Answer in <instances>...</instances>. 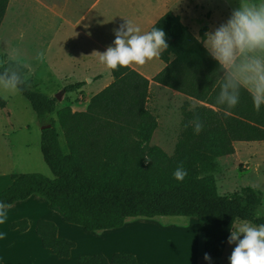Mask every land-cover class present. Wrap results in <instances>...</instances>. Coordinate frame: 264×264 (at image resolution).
Segmentation results:
<instances>
[{
    "label": "trees",
    "instance_id": "obj_1",
    "mask_svg": "<svg viewBox=\"0 0 264 264\" xmlns=\"http://www.w3.org/2000/svg\"><path fill=\"white\" fill-rule=\"evenodd\" d=\"M8 1L0 0V23ZM156 26L165 31L169 47L159 58L166 66L152 82L203 103L181 106V130L172 155L150 145L157 120L146 107L149 80L129 66L109 69L112 81L89 99L84 111L73 112L69 106L56 110L54 97L25 80L26 68L7 60L0 74L15 72L20 77L18 93L39 119L55 115L67 152H62L50 120L51 127L40 131V152L52 179L36 173L11 175L10 185L0 192V204L6 207L37 194L64 223L86 232L120 229L138 217L194 218L204 236L203 254L218 259L232 219L264 223V216L256 215L260 192L245 187L219 195L213 176L216 159L234 153L233 142L264 141V108L255 111L248 93L241 90L240 102L226 113L216 104L223 74L202 43L170 12ZM82 86L83 82L69 84L63 91ZM194 115L203 121L199 134L189 124ZM179 165L187 175L178 182L172 173ZM16 228L26 231L27 221L10 224V229ZM35 233L42 247L58 259L68 258L75 246L57 237L49 221L39 220ZM76 264H137V260L129 253H114L110 261L94 254L79 257Z\"/></svg>",
    "mask_w": 264,
    "mask_h": 264
},
{
    "label": "rangeland",
    "instance_id": "obj_2",
    "mask_svg": "<svg viewBox=\"0 0 264 264\" xmlns=\"http://www.w3.org/2000/svg\"><path fill=\"white\" fill-rule=\"evenodd\" d=\"M65 1L12 0L0 25V66L7 60L20 63L27 70L25 80L36 91L50 98L63 92L61 100L56 103V110L69 106L73 112H81L86 109L89 99L112 79L109 68L99 62L96 53H102L96 41H103L108 36L101 27L103 22L98 17L94 18L97 10L86 13L87 1L69 0L65 4V14L71 23L62 26L54 38H45L37 28L41 4L53 8ZM225 1L232 8L239 4V0ZM108 41L111 42L110 37ZM37 53H41L42 58H38ZM78 82H83L81 88L67 93L63 91L65 86ZM0 101V177L36 173L52 179L42 160L40 131L41 125L52 120L60 148L63 153L67 152L55 115L52 114L50 120L39 119L18 91L3 85H0ZM148 108L151 109V105ZM168 145L174 147L173 144ZM172 153L173 150L167 152L169 155ZM213 176L219 195L235 194L245 187L260 192L258 211L261 213L259 216H264V142H254L250 148L239 149L237 155L216 159ZM3 212L5 221L0 224V232L4 233L0 239V264H76L81 256L102 254L110 259L114 253L132 251L141 262L153 257L152 264H169L168 259L180 255L182 249L179 245L165 243L167 241L162 237L176 232H197L196 219L186 217H138L128 219L122 229L86 232L64 223L58 214L48 209L47 201L37 194L4 207ZM22 220L29 225L25 233L9 229L8 223ZM39 220L52 222L57 237L75 244L68 258L58 259L38 245L35 225ZM232 247L234 245L226 244L220 257L221 264H228Z\"/></svg>",
    "mask_w": 264,
    "mask_h": 264
},
{
    "label": "clouds",
    "instance_id": "obj_3",
    "mask_svg": "<svg viewBox=\"0 0 264 264\" xmlns=\"http://www.w3.org/2000/svg\"><path fill=\"white\" fill-rule=\"evenodd\" d=\"M196 38L223 74L216 104L223 106L226 113L231 111L240 102L243 90L248 93L255 111L264 108V0H239L223 23ZM168 47L166 33L156 23L142 31L131 21L124 20L114 29L112 44L102 53H96L100 63L110 70H118L160 58ZM37 57L42 58V54L37 53ZM21 83L15 72L7 76L0 74V85L5 88L20 91L18 85ZM189 124L194 134H199L204 126L198 115H194ZM186 175L182 165L172 173L178 182ZM4 207L0 204V224L5 221ZM260 214L259 211L256 213L257 216ZM3 236L0 232V239ZM226 243L234 245L228 264H264V223L232 219ZM211 259L207 252L203 254V260L208 264Z\"/></svg>",
    "mask_w": 264,
    "mask_h": 264
},
{
    "label": "crops",
    "instance_id": "obj_4",
    "mask_svg": "<svg viewBox=\"0 0 264 264\" xmlns=\"http://www.w3.org/2000/svg\"><path fill=\"white\" fill-rule=\"evenodd\" d=\"M11 1L12 0L8 1L7 8L10 6ZM68 1L69 0H66L65 3L61 6L57 5L58 8H49L44 4H41L42 11H40L39 13L40 22L37 25V28L39 29V31H42L45 38H54L62 26L69 25L68 22L71 23V20L68 19L65 14L67 13L65 4ZM78 1H80L81 3H85L87 1L88 7L85 12L90 13L93 10H97L94 18L98 17V19L103 22L101 24V27L108 37L103 41H96V45H98L102 52L112 44L114 40V29L124 23V20L131 21L135 25L139 26L142 31H145L149 30L151 26L156 23L158 19L161 18L164 14L170 12L171 14L178 16L181 24L185 26L188 31L196 38L197 36H200L201 33L204 34L205 31H210L223 23L230 15V11L232 9V7H230L225 0ZM54 3L55 2H53V4ZM99 14L102 18H99ZM94 18L92 19L93 22L95 20ZM109 37L111 38V42L108 41ZM173 58V55L170 54L169 59L173 60ZM165 66L166 64L159 58L149 61L144 65H129L131 69L149 80V96L146 107L153 115L156 116L157 120V128L154 130L151 136L150 145L160 147L167 154L169 150H174V147L170 145H168L167 147L166 144H173L174 146L181 130V106L184 103H188L189 108H194L198 105H202L203 103H200L191 97H188L175 90L169 89L163 85L152 82V78L160 73ZM111 81L112 79L108 80L105 83L104 87H106ZM104 87H102V89ZM149 105H151V109L148 108ZM252 143L254 142H233L234 153L232 155H237L239 149L250 148ZM167 155L171 156L169 154ZM10 183L11 175L0 177V192L4 191L10 185ZM10 224L11 223H8V227ZM13 230L22 232L17 228ZM26 231H23V233H25ZM170 234L169 237H162V240L167 241L165 243H171L173 246L179 245L182 251L179 252L180 255L175 256L172 259H168L169 264H208V262L203 260L204 236L202 233L194 231L192 234L188 232H176L174 234ZM35 239L38 245H41L40 238L37 235ZM129 254L135 255L137 264H152L151 262H153L154 260L153 257H149L148 260L141 262L134 251L130 252ZM107 260L110 261V259ZM211 264H221V258H212Z\"/></svg>",
    "mask_w": 264,
    "mask_h": 264
},
{
    "label": "water",
    "instance_id": "obj_5",
    "mask_svg": "<svg viewBox=\"0 0 264 264\" xmlns=\"http://www.w3.org/2000/svg\"><path fill=\"white\" fill-rule=\"evenodd\" d=\"M62 95H63V92H59V93H57V94L54 96V99H55L56 101H60L61 98H62ZM50 127H51V124H47V125H45V126H41V130L46 129V128H50Z\"/></svg>",
    "mask_w": 264,
    "mask_h": 264
}]
</instances>
